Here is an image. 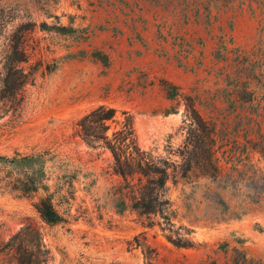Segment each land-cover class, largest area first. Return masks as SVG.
<instances>
[{"label":"rangeland","instance_id":"374dc122","mask_svg":"<svg viewBox=\"0 0 264 264\" xmlns=\"http://www.w3.org/2000/svg\"><path fill=\"white\" fill-rule=\"evenodd\" d=\"M139 2L169 43L155 68L133 45ZM130 3L0 0V90L10 40L33 73L23 106L0 119V157L46 153L64 217L45 223L37 205L47 193L22 194L0 162V264H264V0ZM100 106L117 111L110 139L131 117L141 148L168 163L159 211L133 210L144 178L116 174L112 153L82 139L80 120Z\"/></svg>","mask_w":264,"mask_h":264},{"label":"trees","instance_id":"16d2710c","mask_svg":"<svg viewBox=\"0 0 264 264\" xmlns=\"http://www.w3.org/2000/svg\"><path fill=\"white\" fill-rule=\"evenodd\" d=\"M264 13V6L262 7ZM62 32H70L61 28ZM100 54V53H97ZM28 61L26 51L20 47L19 40H10L9 51L6 55L5 75L0 90V119L13 110L14 113L24 104L23 88L32 82L33 73L27 72L21 64ZM172 90L174 87H168ZM175 93L170 91L169 97L174 98ZM114 108L100 106L83 117L78 126L84 142L91 148H106L114 158V172L124 179L138 174L144 178L138 189L137 196L132 198L131 208L140 214H151L160 210L166 200V184L169 180V166L161 157L147 152L139 145V138L134 127V121L129 118L121 130L113 134L110 139L107 135L109 126L107 122L116 117ZM47 154L39 153L28 156L17 154L12 158L0 157V162L16 170L15 189L24 195L45 191L47 195L40 200L37 210L42 220L48 225H57L64 221V217L55 208L53 196L46 184ZM118 213L127 210L124 201L118 203ZM175 246H185L180 241L168 238Z\"/></svg>","mask_w":264,"mask_h":264},{"label":"crops","instance_id":"0c3cea01","mask_svg":"<svg viewBox=\"0 0 264 264\" xmlns=\"http://www.w3.org/2000/svg\"><path fill=\"white\" fill-rule=\"evenodd\" d=\"M132 4L134 2V0H130ZM139 5L140 8H142V23L139 26V29L141 30L140 33V43H135L134 42V46H136L139 50H141V52L143 53V60H145V67L146 68H151L154 67L155 68V59H156V51L157 48L164 44L165 46L169 47V43L165 42V41H161L160 39L157 38V32H156V27H155V23L156 21V16H155V11L153 12V10H150V3L148 2H144V3H135V6ZM123 20V17H119V21ZM126 22H129L130 20L126 19ZM130 33V32H129ZM131 33L130 34H124L123 39L127 38L129 36V38L131 37ZM133 36V35H132ZM121 48L123 49H127L128 46L126 45V43L123 41L121 46ZM130 49H132L133 47H129ZM153 59V62L150 61L151 59ZM176 79L178 80L179 84L182 85L183 87H187V82L186 81V77H184L183 75L179 74L175 76ZM148 96H152L149 97L150 100H154L155 99V93H151ZM174 99L172 98H168V96H164V98L162 99V102L164 105H171L173 103Z\"/></svg>","mask_w":264,"mask_h":264}]
</instances>
